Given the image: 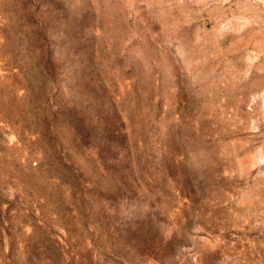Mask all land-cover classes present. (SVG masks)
<instances>
[{
    "label": "rangeland",
    "instance_id": "1",
    "mask_svg": "<svg viewBox=\"0 0 264 264\" xmlns=\"http://www.w3.org/2000/svg\"><path fill=\"white\" fill-rule=\"evenodd\" d=\"M0 264H264V0H0Z\"/></svg>",
    "mask_w": 264,
    "mask_h": 264
}]
</instances>
